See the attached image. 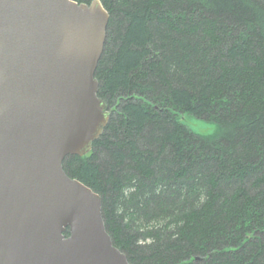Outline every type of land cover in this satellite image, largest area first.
<instances>
[{"label": "trees", "instance_id": "trees-1", "mask_svg": "<svg viewBox=\"0 0 264 264\" xmlns=\"http://www.w3.org/2000/svg\"><path fill=\"white\" fill-rule=\"evenodd\" d=\"M102 1L111 117L66 172L131 264H264V0Z\"/></svg>", "mask_w": 264, "mask_h": 264}, {"label": "water", "instance_id": "water-1", "mask_svg": "<svg viewBox=\"0 0 264 264\" xmlns=\"http://www.w3.org/2000/svg\"><path fill=\"white\" fill-rule=\"evenodd\" d=\"M109 21L102 0H0V264H131L102 195L64 168L110 121Z\"/></svg>", "mask_w": 264, "mask_h": 264}, {"label": "rangeland", "instance_id": "rangeland-1", "mask_svg": "<svg viewBox=\"0 0 264 264\" xmlns=\"http://www.w3.org/2000/svg\"><path fill=\"white\" fill-rule=\"evenodd\" d=\"M183 120L197 133L202 135H213L217 132V125L214 122L198 118L193 115H185Z\"/></svg>", "mask_w": 264, "mask_h": 264}, {"label": "flooded vegetation", "instance_id": "flooded-vegetation-1", "mask_svg": "<svg viewBox=\"0 0 264 264\" xmlns=\"http://www.w3.org/2000/svg\"><path fill=\"white\" fill-rule=\"evenodd\" d=\"M109 110V109H108Z\"/></svg>", "mask_w": 264, "mask_h": 264}]
</instances>
